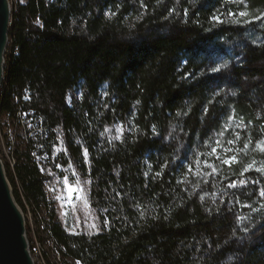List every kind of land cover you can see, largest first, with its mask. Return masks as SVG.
<instances>
[{
  "label": "trees",
  "instance_id": "trees-1",
  "mask_svg": "<svg viewBox=\"0 0 264 264\" xmlns=\"http://www.w3.org/2000/svg\"><path fill=\"white\" fill-rule=\"evenodd\" d=\"M261 13L264 0H25L12 11L6 174L17 203L42 214L61 264H264ZM17 110L40 118L36 141ZM56 177L87 181L97 232L57 220L45 191Z\"/></svg>",
  "mask_w": 264,
  "mask_h": 264
},
{
  "label": "water",
  "instance_id": "water-1",
  "mask_svg": "<svg viewBox=\"0 0 264 264\" xmlns=\"http://www.w3.org/2000/svg\"><path fill=\"white\" fill-rule=\"evenodd\" d=\"M11 11L8 0H0V89L5 74V52ZM0 264H34L29 251L25 217L13 195L0 159Z\"/></svg>",
  "mask_w": 264,
  "mask_h": 264
},
{
  "label": "rangeland",
  "instance_id": "rangeland-1",
  "mask_svg": "<svg viewBox=\"0 0 264 264\" xmlns=\"http://www.w3.org/2000/svg\"><path fill=\"white\" fill-rule=\"evenodd\" d=\"M25 0H19L24 2ZM79 97L78 91H72L67 96V103L73 104ZM6 138L5 134L0 133V158H2L5 149ZM3 160V158L1 159ZM4 161V160H3ZM2 161V162H3ZM4 163V162H3ZM52 175L50 171L47 173ZM65 178H53L46 182L45 191L47 197L54 201L56 218L69 232H83V233H94L100 228L98 216L93 208L89 205L87 199V181L76 177L75 181L68 180V184H65ZM68 186L77 189L72 192L73 200L67 205H60L58 199L64 195H68ZM58 201V203H57Z\"/></svg>",
  "mask_w": 264,
  "mask_h": 264
},
{
  "label": "bare ground",
  "instance_id": "bare-ground-1",
  "mask_svg": "<svg viewBox=\"0 0 264 264\" xmlns=\"http://www.w3.org/2000/svg\"><path fill=\"white\" fill-rule=\"evenodd\" d=\"M8 3H9L10 11L12 14V11L15 10L16 7L18 6V0H8ZM10 23H11V19L9 22V26H10ZM8 41H9V38H8ZM7 46H8V42H7ZM6 52H7V47H6ZM5 58H6V53H5ZM21 118H26V114H22ZM0 133L5 134V138H6L5 149L3 151L4 154L2 156L4 161L3 160L1 161L4 162L3 164L5 166V169L7 166L9 171L13 172L15 160L12 157V155L8 152V149H7V142H9L12 136L7 129H2L1 127H0ZM36 163L40 165L41 167L43 164V161H36ZM73 197H74V194L73 196L70 197L69 202L73 200ZM22 199H23L22 204H23L24 209L20 205L19 206L21 207L24 217H25L26 235H27V239L29 243L30 256H31L33 263L34 264H48V263L61 264V257L55 251L54 241L52 237L49 235L48 231L45 229V223L43 222L42 214L38 211L33 213L31 211L29 204L25 201L23 196H22Z\"/></svg>",
  "mask_w": 264,
  "mask_h": 264
},
{
  "label": "snow or ice",
  "instance_id": "snow-or-ice-1",
  "mask_svg": "<svg viewBox=\"0 0 264 264\" xmlns=\"http://www.w3.org/2000/svg\"><path fill=\"white\" fill-rule=\"evenodd\" d=\"M113 15H115V13H113ZM229 15H233V14H232V13H229ZM237 15H239L240 17H246V16L249 15V13L246 12V11H241V12H239ZM262 17H264V13H261L260 15L256 16L255 19L259 20V19H261ZM212 19L217 20V21L219 22V18H218V17H213ZM245 22L248 23L249 21H245ZM212 71H213V72H216V71H219V69H218V68H213ZM206 111H207V110H206ZM177 115H179V113H178ZM229 119L231 120L232 117H229ZM225 130H227V128H226ZM105 131H107V129H105ZM117 131H118V132H121L122 129L118 126V127H117ZM221 135H223V133H221ZM119 138H120L119 136L116 137V139H119ZM239 138H240V137H239V134H237V135H236V140L238 141ZM219 143H220V142L217 141V144H218V145H219ZM228 143H229V144H234V143H236V141L229 140ZM250 143H251V141H249V142H247V143L244 144V146H243V150H244V151H246V150L248 149ZM256 148L259 149L260 152L264 153V141H257V142H256ZM224 150H225L226 152H227V151H232V149H224ZM216 153H217V149H216V148H213L212 151H211V153H209V155H216ZM84 154H85V156L87 155V151H86V150H85V153H84ZM216 159L219 160L220 157H219L218 155H216ZM234 162H237V159H236L235 156H233V157H231V158H229V159H224V160L222 161V163L225 164V165H230L231 163H234ZM196 163H197V165H199V163H200L199 158H197ZM203 163H204V166H205V167H209V168H211L213 173H215V172L217 171L216 167H215L214 165H212L211 163H209L208 160H204ZM255 163H256V161L253 160L252 163H250V164L244 166L243 171L241 172V175H244V173H247L250 169H252L253 166L255 165ZM255 170H256L257 172L264 173V163H262V166H261L260 168H256ZM188 171H192L191 166H189ZM159 175H160V173H157V176H159ZM245 183H246L245 180H240V181H239V184H240L241 186L245 185ZM253 183H258V182H257V181H253ZM65 184H66V185L68 184V180H67V178H65ZM229 187H236V184H235V183H232V184L229 185ZM76 190H77V189H74L73 187L68 186L67 191H68V193H69V197H71L72 192H73V191H76ZM259 194H260L261 197H264V189H262V190L260 191ZM243 206H244V207H248V205H243ZM78 264H79V262H78Z\"/></svg>",
  "mask_w": 264,
  "mask_h": 264
},
{
  "label": "built area",
  "instance_id": "built-area-1",
  "mask_svg": "<svg viewBox=\"0 0 264 264\" xmlns=\"http://www.w3.org/2000/svg\"><path fill=\"white\" fill-rule=\"evenodd\" d=\"M20 4L18 0V5ZM11 41V39H10ZM6 53V52H5ZM19 111H16V118L15 120H23V136L25 137H32V141L37 140V135L43 133L41 127V120L38 117L33 116L32 113H26V118H19ZM12 145V138L9 140V147ZM32 157L34 162L36 161H43V166H46L49 160V156L47 153L41 150H32ZM60 205H66L70 201V197L68 195H64L59 198ZM80 264V262H79Z\"/></svg>",
  "mask_w": 264,
  "mask_h": 264
}]
</instances>
